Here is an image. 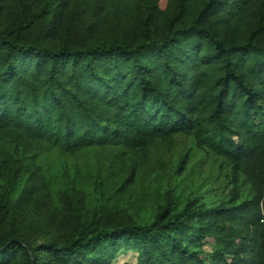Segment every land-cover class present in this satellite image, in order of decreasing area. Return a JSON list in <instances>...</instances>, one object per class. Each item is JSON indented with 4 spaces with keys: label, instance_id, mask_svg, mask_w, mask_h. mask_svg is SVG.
I'll list each match as a JSON object with an SVG mask.
<instances>
[{
    "label": "trees",
    "instance_id": "obj_1",
    "mask_svg": "<svg viewBox=\"0 0 264 264\" xmlns=\"http://www.w3.org/2000/svg\"><path fill=\"white\" fill-rule=\"evenodd\" d=\"M69 1L130 28L90 40L70 24L55 37L48 18ZM33 3L22 24L0 25V136L76 153L141 151L188 133L251 184L252 198L190 201L145 224L90 222L61 244L32 246L5 227L2 195L0 264H112L129 251L134 264H264V0Z\"/></svg>",
    "mask_w": 264,
    "mask_h": 264
},
{
    "label": "rangeland",
    "instance_id": "obj_2",
    "mask_svg": "<svg viewBox=\"0 0 264 264\" xmlns=\"http://www.w3.org/2000/svg\"><path fill=\"white\" fill-rule=\"evenodd\" d=\"M35 7L33 0H0V25L22 24ZM75 8L76 1H69L62 15L49 16L51 28L59 31L55 37L70 24L71 33L81 30L90 40L130 28L97 10ZM2 195L9 204L1 216L5 227L37 246L61 244L74 228L90 222L145 224L161 209L177 210L190 201L204 208L230 206L251 199L252 186L188 133L154 141L141 151L90 148L76 153L5 134L0 136V200ZM202 250L211 253V239ZM135 259V252H120L112 264H134Z\"/></svg>",
    "mask_w": 264,
    "mask_h": 264
}]
</instances>
